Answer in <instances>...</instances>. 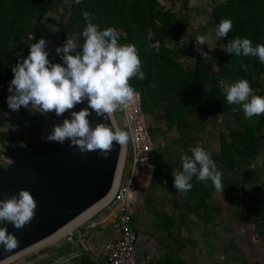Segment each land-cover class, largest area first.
I'll return each mask as SVG.
<instances>
[{
	"label": "rangeland",
	"instance_id": "1",
	"mask_svg": "<svg viewBox=\"0 0 264 264\" xmlns=\"http://www.w3.org/2000/svg\"><path fill=\"white\" fill-rule=\"evenodd\" d=\"M86 13L101 29L114 27L120 43L132 44L138 49L145 73L143 80L130 81L140 94L152 143L151 157L134 179L138 193L128 207L132 219L142 223L145 212H190L193 201L208 196L207 181L198 182L193 176L191 190L178 193L173 187L172 171H182L181 156H190L191 149L200 146L211 154L217 170L221 171L225 154L251 151L264 138V115L248 119L240 106L227 104L221 92L227 82L218 79L214 65L223 60V65L231 68L229 76L235 80L247 79L253 92L264 96V63L258 58L236 56L224 50L228 41L237 36L249 38L254 46L264 44V0H81L79 4L75 0H51V6L41 15L29 0H0L1 166L9 162L2 155L5 147L24 145L26 138V124L9 121L18 114L7 105L12 67L18 59L27 56L29 45L41 37L47 41L49 59L61 62L55 52L59 40L63 44L70 38L81 45ZM221 19L232 22L226 38L215 35ZM197 36L206 38L200 47L213 61L210 71L194 58L196 54L201 55L195 51ZM153 44L158 45L159 51L150 47ZM242 65L251 67L245 70ZM27 111L32 115L40 113L32 107ZM115 120L120 125L117 113ZM121 166L123 171L127 166V151L123 157V148H120L116 176ZM101 218L103 210L99 208L75 226L78 227L75 235L88 248L92 244L100 248L107 236L108 230L100 222ZM66 235L50 243L45 242L46 237L2 259L0 264H52L69 251L67 245L72 241ZM78 245V250L84 253L80 255L83 262L91 261L89 252L92 251Z\"/></svg>",
	"mask_w": 264,
	"mask_h": 264
},
{
	"label": "clouds",
	"instance_id": "2",
	"mask_svg": "<svg viewBox=\"0 0 264 264\" xmlns=\"http://www.w3.org/2000/svg\"><path fill=\"white\" fill-rule=\"evenodd\" d=\"M81 0H75L79 4ZM86 27L81 35L83 43L77 45L72 39L55 48L61 62L49 59L47 41L41 37L29 45L27 56L18 59L12 67L13 78L9 83L8 108L18 112L22 107L35 108L45 117L49 113L63 116L62 123H56L41 139L46 142L64 144L70 142L80 153L97 152L108 157L114 143L124 148L129 142L135 143L136 136L131 121L125 118L123 126L117 124L115 114L126 113L137 101L138 93L130 84L133 78L143 80L145 73L138 49L132 44L119 42V34L114 27L101 29L93 22L90 14H85ZM232 30L229 19H221L215 28L218 38H226ZM153 34L149 31V39ZM33 39V38H32ZM195 51L208 58L200 45L206 43L204 36L195 38ZM159 51L156 44L150 45ZM229 54L258 58L264 63V44L253 45L249 38L239 36L228 41L224 49ZM247 70L250 65H242ZM223 83V82H222ZM227 104L238 105L246 118L264 115V96L256 95L247 79H238L223 84L221 89ZM87 102V107L79 111L76 105ZM111 123H97L94 127L88 117L91 111ZM236 110L235 108L233 109ZM182 171H172L173 187L180 194L193 187V176L198 182L211 181L217 191H223L221 173L217 170L211 154L200 146L191 149V155L183 154ZM256 163L249 168L255 170ZM37 201L33 194L24 188L9 198L0 199V223H10L17 230L29 225L35 218ZM17 237L8 232L6 226L0 227V246L5 251L17 248Z\"/></svg>",
	"mask_w": 264,
	"mask_h": 264
},
{
	"label": "crops",
	"instance_id": "3",
	"mask_svg": "<svg viewBox=\"0 0 264 264\" xmlns=\"http://www.w3.org/2000/svg\"><path fill=\"white\" fill-rule=\"evenodd\" d=\"M223 157L226 160L219 171L223 191H217L211 181H207L208 196L193 201L190 212H145L142 223L130 218L137 264H264V138L251 151L233 152ZM253 163L257 164L255 170L249 168ZM114 180L109 190L111 194L118 184V178ZM107 199H99L81 214H92ZM78 216L72 220L73 228ZM100 222H104L108 230L100 248L94 244L91 248L83 245L75 235L78 228L75 227L64 264H107L102 245L113 239L116 231L111 218H101ZM64 227L66 224L57 231ZM55 233L45 242L59 238ZM78 243L85 251H92L89 252L91 261L83 262L80 255L84 253L78 250Z\"/></svg>",
	"mask_w": 264,
	"mask_h": 264
},
{
	"label": "water",
	"instance_id": "4",
	"mask_svg": "<svg viewBox=\"0 0 264 264\" xmlns=\"http://www.w3.org/2000/svg\"><path fill=\"white\" fill-rule=\"evenodd\" d=\"M59 32L61 36V28ZM59 45H62L61 40ZM83 107H87V102L76 105L74 110ZM17 113L9 121L25 123L26 138L23 139L24 145L6 146L2 154L9 162L0 165V199L9 198L24 188L33 194L37 208L35 218L23 229L0 223V227L6 226L19 241L18 247L11 251L0 246V261L50 236L105 196L112 186L120 154V146L115 143L105 158L97 152L82 154L77 148L70 147L69 141L62 145L43 141L41 136L50 132L54 124L62 123L69 112L63 116H56L53 112L47 117L41 113L32 115L22 109ZM88 119L93 127L101 122L111 123L94 111ZM67 258L64 256L52 264Z\"/></svg>",
	"mask_w": 264,
	"mask_h": 264
},
{
	"label": "built area",
	"instance_id": "5",
	"mask_svg": "<svg viewBox=\"0 0 264 264\" xmlns=\"http://www.w3.org/2000/svg\"><path fill=\"white\" fill-rule=\"evenodd\" d=\"M137 93L139 94L138 91ZM117 116L121 127L125 118L130 119L136 142H129L123 148V157L127 151V166L124 171L123 165L120 168L118 181L121 179V183L116 185L110 198L100 207L103 210V219L111 218L112 228L116 231V236L106 240L102 248L107 264H137L134 246L135 236L130 225L131 215L128 207L138 193L134 186L135 176L139 169L147 163L152 152L151 138L142 110L140 94L137 101L126 113L117 112ZM66 234L68 241L74 240L71 231Z\"/></svg>",
	"mask_w": 264,
	"mask_h": 264
},
{
	"label": "trees",
	"instance_id": "6",
	"mask_svg": "<svg viewBox=\"0 0 264 264\" xmlns=\"http://www.w3.org/2000/svg\"><path fill=\"white\" fill-rule=\"evenodd\" d=\"M29 2L31 3L33 9L37 12L38 15L43 14L51 6V0H29ZM194 58L196 61L203 63L207 70L210 71L212 69L213 61L211 59L203 58L199 54L194 55ZM214 65L216 67L215 71H217V73H218V79H220V80L222 79V80L226 81L227 83H231L233 81H236L233 78V76H229L228 73H230L231 68L230 67L226 68L223 65V60L216 61L214 63ZM224 69H225V71H224ZM215 71H213V72H215ZM226 75H228V76L226 77Z\"/></svg>",
	"mask_w": 264,
	"mask_h": 264
},
{
	"label": "bare ground",
	"instance_id": "7",
	"mask_svg": "<svg viewBox=\"0 0 264 264\" xmlns=\"http://www.w3.org/2000/svg\"><path fill=\"white\" fill-rule=\"evenodd\" d=\"M118 176H119V174L117 173V176H115L114 178L117 180V178H118ZM113 178V179H114ZM116 187V186H115ZM115 189V188H114ZM111 194V192H108L105 196H103L102 198H100V199H109L110 198V195ZM110 195V196H109ZM109 196V197H108ZM107 199V200H108ZM107 200H105V201H107ZM89 216V214H80L79 216H78V219H77V223H76V225L77 224H79L81 221H83L85 218H87ZM73 220V219H72ZM69 221L67 224H66V227H64V230H61V231H56V233L54 234V236L55 235H57V236H63V235H65L66 233H68L69 231H71L72 229H73V221ZM59 236V237H60Z\"/></svg>",
	"mask_w": 264,
	"mask_h": 264
}]
</instances>
